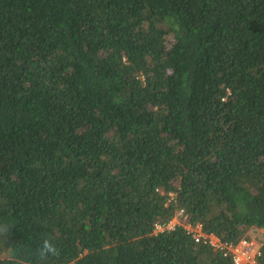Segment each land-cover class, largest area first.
I'll return each instance as SVG.
<instances>
[{
	"label": "trees",
	"instance_id": "1",
	"mask_svg": "<svg viewBox=\"0 0 264 264\" xmlns=\"http://www.w3.org/2000/svg\"><path fill=\"white\" fill-rule=\"evenodd\" d=\"M177 209L264 232V0H0V264H232Z\"/></svg>",
	"mask_w": 264,
	"mask_h": 264
},
{
	"label": "built area",
	"instance_id": "2",
	"mask_svg": "<svg viewBox=\"0 0 264 264\" xmlns=\"http://www.w3.org/2000/svg\"><path fill=\"white\" fill-rule=\"evenodd\" d=\"M176 216L180 218V220L174 218L165 224H155L154 234L172 231L179 225L195 244H204L219 252L226 250L223 254L230 256L232 264H248L254 262L253 254L250 250L251 243H248L245 240H240L234 246L225 245L215 236L206 234L199 223L192 225L191 223L186 222L187 215L183 213V210L180 209L179 212L176 213Z\"/></svg>",
	"mask_w": 264,
	"mask_h": 264
},
{
	"label": "clouds",
	"instance_id": "3",
	"mask_svg": "<svg viewBox=\"0 0 264 264\" xmlns=\"http://www.w3.org/2000/svg\"><path fill=\"white\" fill-rule=\"evenodd\" d=\"M174 199V195L172 194H169V201L170 200H173ZM179 212V209H177L175 211V214L172 216V219L176 218V219H179L177 216H176V213ZM170 220H168L167 222H169ZM166 222V223H167ZM155 224H161L160 222H156ZM154 224V225H155ZM165 224V223H163ZM200 224V223H199ZM201 225V224H200ZM202 226V225H201ZM179 227L176 226L175 228ZM174 228V229H175ZM203 228V227H202ZM173 229V230H174ZM172 230V231H173ZM165 232H169V231H165ZM164 233V232H163ZM248 233H251V231H248L245 235L248 236L247 237H243L242 239L240 240H245L246 242L248 243H251L250 245V250L253 254V263H248V264H257V256L259 255V245H261L260 241L262 240V237L264 238V232H261V231H257L256 233H254L257 237L260 236V240H256L257 237H250L248 235ZM162 234V233H160ZM152 235L153 236H157L158 234H154V226H153V230H152ZM189 237V236H188ZM219 239V238H218ZM220 240V239H219ZM239 240V241H240ZM238 241V242H239ZM237 242V243H238ZM234 246V245H232ZM209 247V246H208ZM212 249V248H211ZM219 252V251H218ZM29 255H31L29 253ZM59 255V250L58 248L56 247L55 244H53L49 239H44L43 242L40 244V246L37 248L36 250V256H35V261H34V264H48V261L51 259V258H54V257H57ZM14 260H15V264H28V261L27 260H24L22 259V253L21 254H16L14 256ZM232 262V261H231Z\"/></svg>",
	"mask_w": 264,
	"mask_h": 264
},
{
	"label": "rangeland",
	"instance_id": "4",
	"mask_svg": "<svg viewBox=\"0 0 264 264\" xmlns=\"http://www.w3.org/2000/svg\"><path fill=\"white\" fill-rule=\"evenodd\" d=\"M248 235H249L250 237H257L255 234H252V233H248ZM256 240H257V241L260 240V236L257 237Z\"/></svg>",
	"mask_w": 264,
	"mask_h": 264
}]
</instances>
